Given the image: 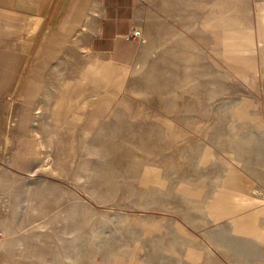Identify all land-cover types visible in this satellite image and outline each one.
Returning <instances> with one entry per match:
<instances>
[{"label": "rangeland", "instance_id": "1", "mask_svg": "<svg viewBox=\"0 0 264 264\" xmlns=\"http://www.w3.org/2000/svg\"><path fill=\"white\" fill-rule=\"evenodd\" d=\"M136 3L105 86L74 38L0 23V264H264V0Z\"/></svg>", "mask_w": 264, "mask_h": 264}, {"label": "crops", "instance_id": "2", "mask_svg": "<svg viewBox=\"0 0 264 264\" xmlns=\"http://www.w3.org/2000/svg\"><path fill=\"white\" fill-rule=\"evenodd\" d=\"M136 14V0H0V23L5 26L11 23L10 27L16 31L24 30L21 32L24 36H33L44 26L43 39L46 36L74 38L87 52L99 57L94 59L97 68L110 65L126 69L135 64L140 44L129 34L136 28ZM21 20L25 23H20ZM37 51L43 50L39 46ZM5 54L10 56L8 62L12 64V55ZM3 60L7 64V60ZM2 71L0 66L1 79L5 76ZM13 78L11 73V84ZM25 81V84L38 83L40 88L34 96L27 94L20 98L35 100L41 83L29 78ZM11 84L9 81V87ZM7 89L0 88V91Z\"/></svg>", "mask_w": 264, "mask_h": 264}, {"label": "bare ground", "instance_id": "3", "mask_svg": "<svg viewBox=\"0 0 264 264\" xmlns=\"http://www.w3.org/2000/svg\"><path fill=\"white\" fill-rule=\"evenodd\" d=\"M2 20V19H1ZM4 21V20H3ZM8 23V22H7ZM11 24V23H10ZM10 24H7L6 25V27H9L10 28ZM242 50V49H241ZM243 53V52H242ZM239 55V54H238ZM248 56H251V54H247ZM107 66V65H106ZM102 67H105V66H102ZM108 68V67H107ZM109 68H110V66H109ZM112 68V67H111ZM114 68V67H113ZM97 69H99V68H97ZM104 69V68H103ZM103 69H101L100 68V70H98L97 71V73H96V77H93L94 78V80H95V82H97V83H99V84H103V81L104 80H106V78H107V76L105 75V71H106V69H105V71L103 72ZM111 70V69H110ZM113 71H115V70H113ZM117 71H119V70H117ZM107 72H109L108 71V69H107ZM106 72V73H107ZM111 72V71H110ZM111 75V74H110ZM109 75V76H110ZM112 76V75H111ZM110 76V77H111ZM116 76H118V75H116ZM109 77V78H110ZM115 77V76H114ZM116 79V78H115ZM115 79L114 80H112V79H110V80H112V81H115ZM92 80V79H91ZM123 80V79H122ZM90 81V80H89ZM109 81V80H108ZM117 81V80H116ZM105 82V81H104ZM105 83H107V84H110V83H108V82H105ZM122 83V82H121ZM124 83V82H123ZM84 84H85V82H84ZM104 85V84H103ZM111 85V84H110ZM110 85H109V87H110ZM105 86V85H104ZM107 86V85H106ZM117 86H119V85H117ZM122 86V85H121ZM120 87V86H119ZM102 89V88H101ZM103 90V89H102ZM108 90V89H107ZM112 91V90H111ZM110 92V91H109ZM113 92V91H112ZM115 94V93H114ZM110 95V94H109ZM168 122V121H167ZM152 178H154L153 180H154V183H156V184H160V185H162L163 186V184H164V182H163V180L161 179V177H160V173H159V171L157 170V169H155V168H151L150 166L149 167H147V168H145V171H144V174H143V181H148L149 179H152ZM142 181V182H143ZM251 199H248V198H246V197H241V198H238L237 200H236V203H235V206L236 207H238V208H240V207H243V206H245V207H247V206H250V205H252V204H255L252 200L250 201ZM264 207V206H263ZM260 215H264V208H262L261 210H259V211H256V212H254V213H248V214H246V215H244L243 216V219L244 220H251L250 222L251 223H256L257 222V220H258V218H259V216ZM260 228V227H259ZM261 234H263V233H261ZM264 235V234H263ZM264 237V236H263Z\"/></svg>", "mask_w": 264, "mask_h": 264}]
</instances>
